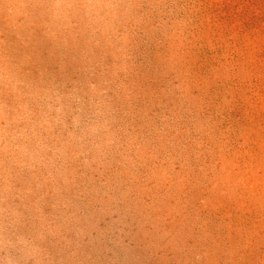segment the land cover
Here are the masks:
<instances>
[{
	"label": "rangeland",
	"instance_id": "1",
	"mask_svg": "<svg viewBox=\"0 0 264 264\" xmlns=\"http://www.w3.org/2000/svg\"><path fill=\"white\" fill-rule=\"evenodd\" d=\"M0 264H264V0H0Z\"/></svg>",
	"mask_w": 264,
	"mask_h": 264
}]
</instances>
